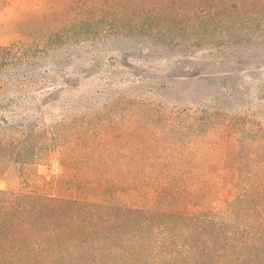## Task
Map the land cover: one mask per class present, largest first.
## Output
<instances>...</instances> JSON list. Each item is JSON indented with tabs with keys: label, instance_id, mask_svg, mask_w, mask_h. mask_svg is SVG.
Wrapping results in <instances>:
<instances>
[{
	"label": "rangeland",
	"instance_id": "obj_1",
	"mask_svg": "<svg viewBox=\"0 0 264 264\" xmlns=\"http://www.w3.org/2000/svg\"><path fill=\"white\" fill-rule=\"evenodd\" d=\"M203 9L0 0V135L15 143L0 189L79 196L80 182L97 198L118 168L264 165V11L224 21Z\"/></svg>",
	"mask_w": 264,
	"mask_h": 264
},
{
	"label": "trees",
	"instance_id": "obj_2",
	"mask_svg": "<svg viewBox=\"0 0 264 264\" xmlns=\"http://www.w3.org/2000/svg\"><path fill=\"white\" fill-rule=\"evenodd\" d=\"M194 1L224 21H252L264 11V0ZM14 144L0 135V170L15 157ZM201 169L219 180L195 177ZM224 169L178 162L118 168V179L97 181V198L80 182L79 196L0 189V264H264V165ZM215 199L221 206H207Z\"/></svg>",
	"mask_w": 264,
	"mask_h": 264
}]
</instances>
